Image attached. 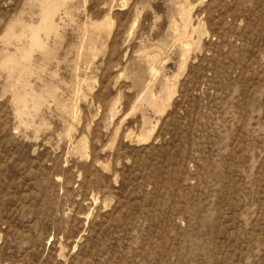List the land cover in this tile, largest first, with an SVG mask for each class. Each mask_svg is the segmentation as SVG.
Returning <instances> with one entry per match:
<instances>
[{
    "label": "rangeland",
    "instance_id": "1",
    "mask_svg": "<svg viewBox=\"0 0 264 264\" xmlns=\"http://www.w3.org/2000/svg\"><path fill=\"white\" fill-rule=\"evenodd\" d=\"M0 264H264V0H0Z\"/></svg>",
    "mask_w": 264,
    "mask_h": 264
}]
</instances>
